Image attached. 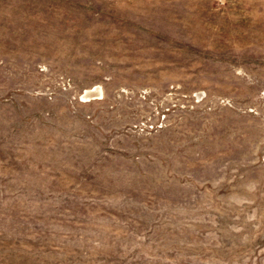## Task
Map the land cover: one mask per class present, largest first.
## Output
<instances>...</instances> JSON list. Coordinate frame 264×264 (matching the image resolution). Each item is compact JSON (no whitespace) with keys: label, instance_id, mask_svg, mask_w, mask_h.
<instances>
[{"label":"rangeland","instance_id":"obj_1","mask_svg":"<svg viewBox=\"0 0 264 264\" xmlns=\"http://www.w3.org/2000/svg\"><path fill=\"white\" fill-rule=\"evenodd\" d=\"M0 264H264V0H0Z\"/></svg>","mask_w":264,"mask_h":264},{"label":"bare ground","instance_id":"obj_2","mask_svg":"<svg viewBox=\"0 0 264 264\" xmlns=\"http://www.w3.org/2000/svg\"><path fill=\"white\" fill-rule=\"evenodd\" d=\"M90 95H91V97H94V96L98 95V91L95 90V91L91 92Z\"/></svg>","mask_w":264,"mask_h":264}]
</instances>
